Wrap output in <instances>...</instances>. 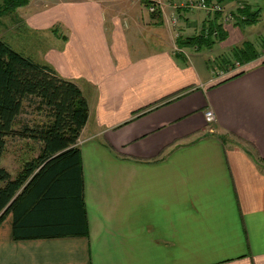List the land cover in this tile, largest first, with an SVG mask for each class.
I'll list each match as a JSON object with an SVG mask.
<instances>
[{"label": "crops", "instance_id": "1", "mask_svg": "<svg viewBox=\"0 0 264 264\" xmlns=\"http://www.w3.org/2000/svg\"><path fill=\"white\" fill-rule=\"evenodd\" d=\"M156 2L160 17L145 0H30L9 18L53 34L36 61L88 101L78 141L88 231L16 239L9 214L0 264H264V58L237 69L222 56L255 24L222 13L225 40L180 48L216 12ZM210 57L222 59L216 72Z\"/></svg>", "mask_w": 264, "mask_h": 264}, {"label": "trees", "instance_id": "2", "mask_svg": "<svg viewBox=\"0 0 264 264\" xmlns=\"http://www.w3.org/2000/svg\"><path fill=\"white\" fill-rule=\"evenodd\" d=\"M29 1L0 0V25L4 16L15 14ZM152 3L145 0L147 7ZM150 13L161 16L159 7ZM234 14L235 24L253 25L258 23L261 11L244 4ZM221 15L222 12H216L194 35H179L178 47L209 49L225 40L227 34L219 22ZM231 51V57L222 55L223 58H232L241 65L263 56L248 40ZM33 100L37 109L46 113L47 120L18 130L16 122L25 103ZM88 119V101L76 83L62 77L52 66L14 50L0 36V224L12 214L16 239L87 234L78 141ZM15 135L40 143V152L25 161L13 176L2 165V159L8 137Z\"/></svg>", "mask_w": 264, "mask_h": 264}, {"label": "rangeland", "instance_id": "3", "mask_svg": "<svg viewBox=\"0 0 264 264\" xmlns=\"http://www.w3.org/2000/svg\"><path fill=\"white\" fill-rule=\"evenodd\" d=\"M34 3L36 0H32ZM156 1V0H155ZM184 1V0H183ZM251 3L261 11V16L258 23L255 26L251 27V37L249 38L251 42L254 43L257 49H263L262 58H264V0H250ZM179 3V2H177ZM182 3V2H181ZM180 4V3H179ZM27 9V8H26ZM198 9V8H197ZM193 10V9H192ZM226 10V9H225ZM24 11V10H23ZM22 11V12H23ZM149 12V9L147 10ZM198 11H204L203 9ZM229 12V11H228ZM19 14V13H18ZM17 14V15H18ZM177 15L179 13H176ZM14 14L6 15L3 17L6 21L5 24L9 25L5 26L4 24L0 25V36L6 41L14 50L24 54L25 56L31 57L34 60H39L40 52L45 49L48 43L55 41L53 34H49L47 32V36L45 34H41V32H36L28 28L26 24L20 25L14 19H9ZM182 16L179 15L178 21L174 24L175 27L180 25L182 22ZM181 26V25H180ZM189 25L187 28L189 29V33H198L201 29L200 25L196 26ZM5 30L4 34L3 31ZM234 46V45H232ZM231 45L227 44V47L224 50H228L225 56H232ZM212 62H210V66L213 68V71L216 72V69L222 65V59L220 57H210ZM47 120L46 113L40 112L37 109V103L33 101H28L25 103L24 112L18 117L16 122V128L21 130V127L24 125H29L30 127H35L36 125H40ZM96 141H99L96 139ZM40 152V143L36 142L31 138H23L19 135L8 137L7 139V147L5 154L2 159V165L7 168L13 176H16L19 171L23 168V164L25 161L30 160L33 157L38 156Z\"/></svg>", "mask_w": 264, "mask_h": 264}, {"label": "built area", "instance_id": "4", "mask_svg": "<svg viewBox=\"0 0 264 264\" xmlns=\"http://www.w3.org/2000/svg\"><path fill=\"white\" fill-rule=\"evenodd\" d=\"M149 1H153V3L148 7L150 12H154L156 11V7H157V2L155 0H149ZM181 7H188V8H198V9H203L204 11H206L208 14H211L213 12H222L225 13L224 15V21L225 22H231V23H235L236 19H235V14L234 11H229L226 12L225 8H223L219 3H209L207 0H188V1H183L181 3ZM242 8L244 7V4L240 3L238 4L237 8ZM162 12V9H161ZM173 22L174 24L178 21L179 16L177 14H173ZM236 62V66L235 68H240L244 65H241L238 61ZM205 117H206V121L208 124V130L210 132H214L215 131V126L214 123L216 122V117L214 112L211 109H208L205 112Z\"/></svg>", "mask_w": 264, "mask_h": 264}]
</instances>
